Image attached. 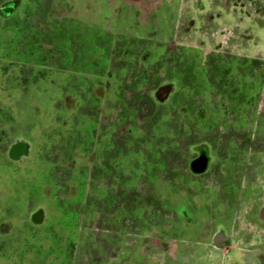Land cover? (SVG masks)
Masks as SVG:
<instances>
[{
  "label": "rangeland",
  "instance_id": "374dc122",
  "mask_svg": "<svg viewBox=\"0 0 264 264\" xmlns=\"http://www.w3.org/2000/svg\"><path fill=\"white\" fill-rule=\"evenodd\" d=\"M10 1L0 0V10ZM20 1L14 15L0 13V264H124L119 243L136 249L135 238H144L145 252L152 233L160 234L159 246H153L160 252L148 258L173 263L178 243L167 235L175 234L177 225L168 218L151 222L162 214L147 203L150 193L157 195L156 183L165 186L162 179H172L177 153L175 131L153 124L152 93L174 69L192 71L194 92L199 87L203 92L212 68L220 78L225 57L264 62V0ZM150 19L160 27L155 34ZM153 40L164 46L151 48ZM81 57L100 58L98 82L90 77L89 62L78 63ZM257 66L263 72L264 63ZM231 69L228 76L240 90L251 99L262 95L260 111L245 106L237 114L264 121L263 77L245 72L241 63ZM217 85L220 80L209 84V92ZM191 98L184 105H195L197 121H223L222 112L211 111L221 98L214 94L209 103L200 94ZM164 121L163 127L175 124L169 117ZM131 122L138 124L133 136ZM153 134H160L161 142ZM205 138L196 132L182 147ZM20 141L29 150L14 160L10 151ZM113 154L120 167L108 161ZM42 208L41 220L33 223ZM216 226L206 223L207 243ZM169 248L168 256L162 253ZM129 254L132 264L146 263L140 250ZM229 259V264H264L262 253L239 252ZM175 260L192 264L184 257Z\"/></svg>",
  "mask_w": 264,
  "mask_h": 264
},
{
  "label": "flooded vegetation",
  "instance_id": "af4514ba",
  "mask_svg": "<svg viewBox=\"0 0 264 264\" xmlns=\"http://www.w3.org/2000/svg\"><path fill=\"white\" fill-rule=\"evenodd\" d=\"M15 1L12 0L3 4L0 10L1 15L8 17L9 14L14 15L18 12L23 2H20L21 6L14 9L12 13H8V10L14 7L13 2ZM148 16L155 18L156 14H148ZM152 20L150 25L152 26L153 23L154 25L151 32L155 34L157 32L154 28L160 29V27L155 24V20ZM147 27L150 28V26H145V28ZM154 41L149 42L151 48L164 46L162 41ZM54 42L56 41L50 43L54 45ZM97 53L100 56V52ZM179 58L186 60L181 56ZM226 58L228 57L222 59L220 78L217 76L218 73L213 72L216 68L211 69L209 76L204 80L203 92L202 87L194 92L197 83L192 82L191 75H189L192 69L189 70L190 72L186 70L187 72L180 73V70L174 69L175 72L172 78L166 76L164 79L160 78L162 84L152 93L153 102L150 103V108L153 109L154 114L151 116L154 126H157V129L167 130V127L171 131H175L173 145L176 146L175 152L177 151L176 154L173 153V167H169L173 172L172 179H162L164 181L162 183H167L165 186L159 187V184L156 183L155 193L157 195L152 197V192L151 195L147 196V203L156 207V210L162 211H160L162 216L153 215L151 222L154 221L153 223L157 224V219L168 218L171 225L174 223V226L177 225L176 233L167 235L171 243H178V248H175L173 255L180 257V259L181 257L188 258L192 264H229L230 255H238L239 252L252 256L260 253L264 254V121L249 120L250 116H245L240 112L237 114L241 109L244 110L245 106L247 107L245 111H251L254 114L258 110L260 111L262 95H259L256 99H251L245 89H239V82L233 80V78L230 79V76H228V72L232 70L231 68L236 63H241L245 67V72L260 75L264 80V68L261 70L263 72H260L257 66L264 62L255 58ZM180 59L179 64L182 62ZM84 61L86 64L90 63L93 73L90 77H93L94 82H98L100 78V58L89 57L86 61L81 57L78 63L81 64ZM151 61L147 59V64L151 65ZM157 73L158 75L163 74L159 73L158 70ZM146 76L150 77L149 74H146ZM148 77L147 79H149ZM192 77L195 78L193 80L198 81L195 75ZM216 80H220L222 85L213 87L209 92L208 85ZM178 82L182 84V87L178 85ZM195 94L202 95L204 100L208 98V103L213 101L214 94L218 99L221 98L220 105L211 107V111L222 112L223 121L210 120L208 123L197 121L193 112L195 105H184L187 101L192 102L191 97ZM183 111L184 115L180 116ZM235 112L237 115L234 114ZM154 116L157 117H155L157 120L153 119ZM166 117H169L175 123L173 127L169 125L170 123H167L165 127L161 126ZM113 124L116 131L115 122ZM131 125L133 128L129 130V135L133 136L136 134L135 130L138 128L136 127L138 124L131 122ZM196 132L204 135L206 140L186 143L183 148L184 144L182 142L191 141ZM159 135L153 134L152 136L158 142H161V140H158ZM100 139L99 137L96 142L99 146L101 144ZM126 139H124V142H126ZM144 139L142 138V140ZM121 141L123 142V140ZM28 150L29 144L20 141L12 146L10 152L14 160H20L26 156ZM93 157L94 163L100 165V161H96L97 153H94ZM114 158L115 154L108 161L112 166L115 163L114 168L120 167L119 163L115 162L116 158ZM125 165H127L126 162ZM203 178H206V181L210 180V182L202 183L201 179ZM164 198H166L165 201ZM191 209L196 211H190ZM41 211H43V208L39 210L36 218L35 216L32 217L33 223H39L42 218L40 215L44 212ZM212 212L216 214L215 217L212 216ZM170 214L174 216V219L170 220V217H168ZM131 219V217L128 218V220ZM209 220L217 225V229L212 234L210 243H207L205 238L208 233H204V227ZM152 235L153 239H145V243L149 245L152 242L150 247H146L145 252L140 247L144 243V238H135L138 241L136 249H126L123 244L124 241L119 243L120 251L123 253L124 260L126 259L124 264H132L133 258L129 253L137 250L141 251L142 256L145 258V264L158 263V259L148 258V256L157 255L160 252L158 248H153V246H159L157 242L161 239L160 234L152 233ZM125 237L127 238V236ZM129 239L132 240L133 238L129 237ZM155 250L157 252H154ZM168 252H170V248L169 250H163L162 253H166V256H168ZM175 257L174 262L171 264H176ZM214 257H219V259L214 261ZM237 260L240 262V259ZM182 263L185 264L186 261Z\"/></svg>",
  "mask_w": 264,
  "mask_h": 264
},
{
  "label": "water",
  "instance_id": "95a60500",
  "mask_svg": "<svg viewBox=\"0 0 264 264\" xmlns=\"http://www.w3.org/2000/svg\"><path fill=\"white\" fill-rule=\"evenodd\" d=\"M20 2H21L20 0H16L15 2H13L14 3V7L10 8L8 10V12L12 13L14 11V9H17L18 6L20 5Z\"/></svg>",
  "mask_w": 264,
  "mask_h": 264
}]
</instances>
